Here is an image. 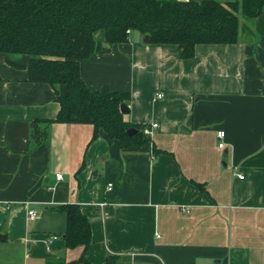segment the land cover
<instances>
[{
	"label": "crops",
	"instance_id": "crops-1",
	"mask_svg": "<svg viewBox=\"0 0 264 264\" xmlns=\"http://www.w3.org/2000/svg\"><path fill=\"white\" fill-rule=\"evenodd\" d=\"M29 61L0 54V264L79 260L67 204L91 223L90 264H264V12L192 59L133 31L81 61L92 90L131 94L126 121L158 125L140 147L58 123L37 145L32 123L57 117L67 87L29 82Z\"/></svg>",
	"mask_w": 264,
	"mask_h": 264
},
{
	"label": "trees",
	"instance_id": "trees-1",
	"mask_svg": "<svg viewBox=\"0 0 264 264\" xmlns=\"http://www.w3.org/2000/svg\"><path fill=\"white\" fill-rule=\"evenodd\" d=\"M263 12L264 0H0V54L28 56L31 83L55 90L67 87L65 95L56 90L57 117L32 123L37 145L47 138L46 126L90 124L95 128L93 139L104 130L128 149L151 142L144 133L146 126L126 121L121 111L123 104L129 105L131 94L92 90L81 77V61L128 42V31L149 36L150 44L176 45L183 59H192L198 45L238 43L240 17L253 20ZM100 32L103 40L97 38ZM130 129L138 133L130 136ZM57 210L67 222L66 247H85L82 257L70 264H90L85 254L92 241L90 221L76 204ZM47 264L66 263L59 258Z\"/></svg>",
	"mask_w": 264,
	"mask_h": 264
},
{
	"label": "built area",
	"instance_id": "built-area-1",
	"mask_svg": "<svg viewBox=\"0 0 264 264\" xmlns=\"http://www.w3.org/2000/svg\"><path fill=\"white\" fill-rule=\"evenodd\" d=\"M128 33H131L130 31H128ZM164 97L163 94H158L156 97H155V100H159V99H162ZM158 127L157 124H153L151 126H146L144 128V133L146 136L148 137H153V133H154V129H156ZM225 136H226V133L224 131H219L217 133V137L218 139L221 141V143L219 144V148L220 149H224L225 147V143H224V139H225ZM239 178L241 179H244L245 177L243 175H238ZM58 179L61 180L62 179V175H58ZM112 185H109V190L111 189ZM186 212H189L188 209H185ZM37 217V213L35 211H30L29 212V218L31 220H34L35 218Z\"/></svg>",
	"mask_w": 264,
	"mask_h": 264
},
{
	"label": "water",
	"instance_id": "water-1",
	"mask_svg": "<svg viewBox=\"0 0 264 264\" xmlns=\"http://www.w3.org/2000/svg\"><path fill=\"white\" fill-rule=\"evenodd\" d=\"M149 39H150L149 36H145V37H144V42H145V43H148V42H149ZM121 111H122V113H123L124 115H129V113H130L129 106L123 104V105L121 106ZM137 133H138V131H137L136 129H130V130L128 131V134H129L130 136H133L134 134H137ZM225 156H227V154H225Z\"/></svg>",
	"mask_w": 264,
	"mask_h": 264
},
{
	"label": "rangeland",
	"instance_id": "rangeland-1",
	"mask_svg": "<svg viewBox=\"0 0 264 264\" xmlns=\"http://www.w3.org/2000/svg\"><path fill=\"white\" fill-rule=\"evenodd\" d=\"M98 40H102L104 38V32H100L97 35Z\"/></svg>",
	"mask_w": 264,
	"mask_h": 264
}]
</instances>
